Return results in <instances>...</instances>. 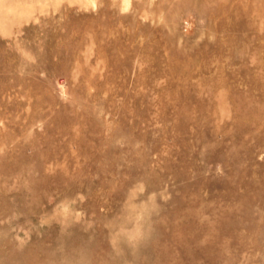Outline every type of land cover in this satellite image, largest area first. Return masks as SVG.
Returning a JSON list of instances; mask_svg holds the SVG:
<instances>
[{
	"label": "rangeland",
	"instance_id": "1",
	"mask_svg": "<svg viewBox=\"0 0 264 264\" xmlns=\"http://www.w3.org/2000/svg\"><path fill=\"white\" fill-rule=\"evenodd\" d=\"M0 264H264V0H0Z\"/></svg>",
	"mask_w": 264,
	"mask_h": 264
}]
</instances>
